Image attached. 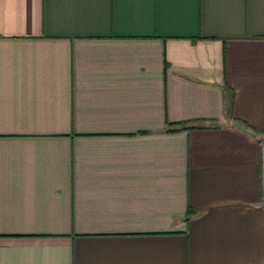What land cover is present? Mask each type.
<instances>
[{"label":"crops","instance_id":"obj_1","mask_svg":"<svg viewBox=\"0 0 264 264\" xmlns=\"http://www.w3.org/2000/svg\"><path fill=\"white\" fill-rule=\"evenodd\" d=\"M0 264H264V0H0Z\"/></svg>","mask_w":264,"mask_h":264},{"label":"trees","instance_id":"obj_2","mask_svg":"<svg viewBox=\"0 0 264 264\" xmlns=\"http://www.w3.org/2000/svg\"><path fill=\"white\" fill-rule=\"evenodd\" d=\"M186 128H187L186 125H184V124H179L175 130L173 129V130H171V131H178V130L186 129Z\"/></svg>","mask_w":264,"mask_h":264}]
</instances>
